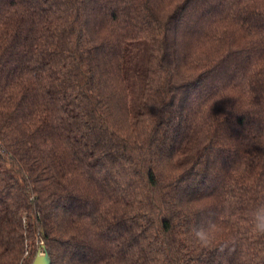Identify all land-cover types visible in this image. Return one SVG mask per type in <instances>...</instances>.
Listing matches in <instances>:
<instances>
[{"label": "trees", "instance_id": "trees-1", "mask_svg": "<svg viewBox=\"0 0 264 264\" xmlns=\"http://www.w3.org/2000/svg\"><path fill=\"white\" fill-rule=\"evenodd\" d=\"M264 0H0V264H264Z\"/></svg>", "mask_w": 264, "mask_h": 264}, {"label": "clouds", "instance_id": "clouds-1", "mask_svg": "<svg viewBox=\"0 0 264 264\" xmlns=\"http://www.w3.org/2000/svg\"><path fill=\"white\" fill-rule=\"evenodd\" d=\"M254 231L258 234L264 235V214H254L253 216Z\"/></svg>", "mask_w": 264, "mask_h": 264}, {"label": "water", "instance_id": "water-1", "mask_svg": "<svg viewBox=\"0 0 264 264\" xmlns=\"http://www.w3.org/2000/svg\"><path fill=\"white\" fill-rule=\"evenodd\" d=\"M51 261H50V257L49 255L45 252V251H39L31 264H50Z\"/></svg>", "mask_w": 264, "mask_h": 264}, {"label": "built area", "instance_id": "built-area-1", "mask_svg": "<svg viewBox=\"0 0 264 264\" xmlns=\"http://www.w3.org/2000/svg\"><path fill=\"white\" fill-rule=\"evenodd\" d=\"M42 252V251H41Z\"/></svg>", "mask_w": 264, "mask_h": 264}]
</instances>
